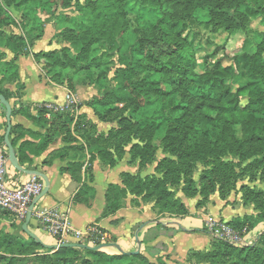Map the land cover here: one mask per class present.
<instances>
[{
    "label": "rangeland",
    "instance_id": "rangeland-1",
    "mask_svg": "<svg viewBox=\"0 0 264 264\" xmlns=\"http://www.w3.org/2000/svg\"><path fill=\"white\" fill-rule=\"evenodd\" d=\"M263 8L264 0H246L232 11L236 21L232 20L233 29H215L211 10L206 6L192 10L183 20L181 36L184 38L182 56L195 61L194 74L185 79L175 72L165 75L151 73V79L160 80L167 90L174 91L171 94L174 103L196 104L200 99L195 80L207 66L220 60L223 65L235 68V75L228 82L236 91L249 80L238 67L243 56L256 52L263 39ZM124 9V17L112 16L106 21L102 17L106 10L104 0H0V89L19 82V66L14 59L17 55L25 56L20 61V67L31 99H36L39 94L52 95L49 89L65 92L58 85L48 84L46 88L49 89L41 93L37 87L38 80L34 79L38 67L33 58L22 54V51L33 49L38 44V50L56 49L63 55L67 54L68 65L57 69L62 73L59 85L64 86L67 92L66 103L59 106L73 112L72 132L77 122L81 130L75 143L77 148L69 151L70 158L85 160L90 171L96 163L99 185L104 184L106 179L104 169L115 168L111 177L118 173L115 183L123 188V207L151 204L157 219L179 220L184 217L181 215L183 209L178 205L173 207L168 201L170 198L160 193L152 194V190L147 188L142 190L143 185L132 183L134 179L127 180L128 175L141 180L153 177L165 182L179 203L187 207L186 202L192 205L193 201L197 209L202 208L201 215L206 217L204 228L221 230L222 224H225L244 238L248 229L261 222L264 224V203L246 200L247 188L264 191V165L258 167V161L264 160L263 155L244 159L238 152L216 155L203 148H188L180 141L169 138L175 119L167 109H161L160 105L147 108L143 105L145 101L137 99L126 103L114 102L113 96L123 86L132 85L137 80L136 75L141 77L146 73L133 70L132 65L138 61L147 62L137 49L140 40L157 26L159 28L160 22L168 19L172 11L156 0H128ZM68 30H72L74 36L68 38L64 35ZM38 36H42L40 40H36ZM85 37L86 40H83ZM20 38H23V42ZM37 64L41 67V78L48 83L53 82L48 74V65ZM107 98H110L108 103L105 101ZM247 101L244 98L242 104L246 105ZM13 102L11 100V104ZM57 111L58 108L54 107L53 113H48L47 117L51 120L61 117L62 112ZM211 114L215 115L214 112ZM50 126L51 123L42 126V135L46 138L48 134H54V141L61 139L65 143L62 137L67 127L60 126L55 130V125L53 130L47 132ZM236 128L237 136L241 138L240 127ZM202 134L196 133L191 146L200 142ZM104 151L111 154L114 164L111 158L108 161L102 159L100 152ZM208 173L213 174L211 179L216 182V190L203 197L199 192L204 186L201 178ZM184 188H189L191 193H185ZM159 197L164 200H159ZM216 209H220L221 213H214ZM226 210L236 217L233 221L223 218L222 211ZM244 217L248 218L247 224L235 226L234 220ZM212 218L221 226L212 225ZM89 230L96 232L95 238L101 243L114 241V237L107 232L95 227ZM74 235L70 232V238H56L57 244L72 242L71 236ZM217 236L220 240L235 244L218 233ZM75 242L95 244L90 238H80ZM205 246V239H197L192 244L195 249H204ZM102 250L106 251V248ZM186 261L209 264L207 261ZM104 264L113 263L107 261Z\"/></svg>",
    "mask_w": 264,
    "mask_h": 264
},
{
    "label": "trees",
    "instance_id": "trees-1",
    "mask_svg": "<svg viewBox=\"0 0 264 264\" xmlns=\"http://www.w3.org/2000/svg\"><path fill=\"white\" fill-rule=\"evenodd\" d=\"M104 1L106 10L102 17L106 21H109L112 16L124 17L126 15L124 7L128 0ZM156 1L166 4L172 10L170 17L160 22L159 28L157 26L146 38L140 40L137 49L147 62L138 61L132 65H134L133 70L139 69L140 72L146 73L141 77L136 75L137 80L132 85L123 86L113 96L114 102L126 103L132 99H137L145 101L143 105L147 108L160 105L161 109H167L169 115L175 119L169 138L180 141L188 148H203L208 153L216 155H224L229 151L235 154L238 152L244 159L260 154L264 157V34L257 51L252 54H245L242 63L238 66L249 80L239 86L236 91L232 90L228 82L234 77L235 68L232 65H223L220 60L207 66L205 71L198 75V79L195 80L194 83L199 90L198 97L200 99L196 104L192 102L187 105L174 103L171 97L174 91L167 90L160 80H153L150 77L151 73L165 75L175 72L186 79L189 75L194 74L195 61L182 56L184 38L181 36L183 20L192 10L206 6L211 10L215 29L223 27L233 29L232 20L235 21V19L232 11L236 10L246 0ZM64 35L70 38L74 36V32L68 30ZM41 37L38 36L36 40H40ZM20 40L23 42V38ZM83 40H86V37ZM22 54L32 55L36 62L48 65V74L51 80L58 84L61 83L62 73L57 69L68 65L67 54L63 55L56 49L33 51L32 48L23 50ZM18 58L16 55L15 63ZM25 90V83L20 81L17 82L15 90L7 87L0 89V93L4 94L8 100H15L12 104V116L19 113L25 114L41 127L46 123H51L47 132L53 130L55 125H57L55 130H58L60 126L67 127V132L62 137L66 145L52 150L44 159L43 164L51 165L56 158L69 157V151L77 148L75 143L81 132L78 122L74 131L71 130V125L74 122L73 112H70L67 107L61 108L51 102L34 105L23 103L21 99L25 96ZM244 98L248 99L246 105L242 104ZM109 99L107 98L105 101L108 103ZM89 106H93V104H89ZM54 107L58 108L59 111L57 112H62V116L56 120H51L47 114L53 113ZM3 108L6 114L5 106ZM213 112L215 115L211 114ZM98 115L101 118L100 114ZM237 126L241 130V138L237 136ZM197 132H203L200 142L191 146V140ZM27 133H30L35 139L41 135L39 132H34L20 124H12L10 140L16 149L21 165L33 163V157L40 156L54 142L55 137L54 134V136L48 134L46 138L41 135L40 141L24 139L20 142ZM3 143H5V135L0 138V145ZM100 154L105 161H108V158L113 159L108 152L104 151ZM85 163V160L77 159L69 162L61 170L70 173L76 182L82 183L79 191L75 194L74 201L90 205L94 189L87 182L88 180L93 182L94 176L92 168L91 171L88 170V163ZM112 163H115L114 159ZM261 165H264V160L258 161V167ZM213 174H215V170ZM213 174L208 173L201 178L204 186L199 192L203 197L209 196L216 190V182L211 179ZM127 180H133L132 183L134 182L136 185H143L142 190L147 188L152 190V194L158 195L160 193L163 197L170 198L168 201L173 207L178 205L183 209L181 215H188V208L182 202L179 203L178 199L173 198V192L166 187L165 182L163 183L153 177L141 180L134 175H128ZM122 189L118 183L109 184L103 216L115 214L123 207ZM184 191L188 194L191 193L189 188H184ZM159 200H164V198L159 197ZM246 200H252L256 204L257 202L264 203V191L249 187L247 188ZM234 222L235 226L240 227L247 224L248 218H238ZM113 223H117V220H114ZM91 227L106 232L97 223L91 224L89 228ZM203 231L210 232L206 228ZM95 236L96 232L89 230L88 238L94 241V245L89 244V242H79L91 247L65 246L55 249L47 247L32 236H29V240L20 241L21 236L0 232V264H104L107 261L113 264H167L162 257L154 261L142 251L110 254L102 248H95L102 244ZM187 259L199 262L207 261L209 264H264V232L253 244L243 246L215 238L211 250L191 251Z\"/></svg>",
    "mask_w": 264,
    "mask_h": 264
},
{
    "label": "crops",
    "instance_id": "crops-1",
    "mask_svg": "<svg viewBox=\"0 0 264 264\" xmlns=\"http://www.w3.org/2000/svg\"><path fill=\"white\" fill-rule=\"evenodd\" d=\"M39 45L35 44L33 51L38 50ZM37 70L35 78L38 80L37 87L41 93H45L48 84L58 85L64 89L65 92H59L55 89H49L52 95L39 94L36 99H31L29 95V86L24 81V76L21 71L20 61L25 56H20L17 63L19 66V81L25 83L26 90L25 96L21 101L26 104H39L43 102H51L58 105H64L66 103V88L57 83H48L46 79L41 78V67L35 61L32 55ZM32 61V60H30ZM33 63V62H31ZM11 90L16 89V84L6 86ZM13 101H15L13 99ZM11 102V101H10ZM14 103V102H13ZM35 114V111L33 112ZM12 124H20L23 127L30 129L34 132H39L41 135L44 129L36 125L27 115L19 113L12 116ZM7 129V118L4 112L3 105L0 102V138L5 135ZM35 139L30 133H27L24 139H33L40 141L42 136ZM66 143H62L59 139L51 143L48 148L40 155L33 157L34 161L31 164L23 165L28 170H38L45 174L49 180V190L38 202L39 208L46 209H58L60 211H67L69 217V224L75 234L72 237V242H75L80 238L89 237V226L97 223L101 228H104L108 235L114 237V241L106 243L104 246L106 252L110 254H119L122 252L142 251L150 259L156 261L162 257L167 264H191L187 262L189 252L191 251H204L211 250L212 242L216 238L211 232L203 231L204 223L206 222L205 215H201L202 208L197 209L193 201L192 205L187 202L189 214L185 215L181 219H157L156 214L151 210V204L143 205L141 207H135L127 205L119 209L115 214L109 216H103L106 206V192L110 183L118 181V173L114 177H111L115 172V168H105L106 179L104 184L99 185V179L96 172V163L93 164L92 172L94 181L88 184L93 187V197L91 204L77 203L74 201L75 194L79 191L82 183L76 182L72 175L68 172H63L61 169L66 167L70 161L77 159H71L69 157L56 158L51 165L43 164L45 158L49 153L54 150L65 146ZM86 162L85 164H87ZM99 165V164H98ZM31 166V167H30ZM117 169V168H116ZM19 178L25 180L32 175L21 170L16 169ZM117 172L119 170L117 169ZM117 175V176H116ZM46 187L45 178L40 176ZM220 209L214 210V213L219 212ZM221 211L219 212V214ZM228 210L222 211L225 221H231L235 216L230 214ZM219 215V217H222ZM239 217V216H238ZM117 220V223H113ZM159 225L161 227H159ZM158 227V228H156ZM28 228L33 233L40 235L39 238L48 245H56L57 240L54 236L43 230L42 226L38 224L34 219L30 220ZM0 232L11 233L21 236L27 239L30 235L25 232L23 226L15 222L12 217L7 214L0 213ZM264 232V224L262 222L258 224L254 229L247 231L244 235L245 241L249 244L254 243L259 235ZM28 235V236H26ZM70 238V236H68ZM197 239H205L206 246L204 249H195L192 244L197 242ZM103 247V248H104ZM188 260V259H187Z\"/></svg>",
    "mask_w": 264,
    "mask_h": 264
},
{
    "label": "built area",
    "instance_id": "built-area-1",
    "mask_svg": "<svg viewBox=\"0 0 264 264\" xmlns=\"http://www.w3.org/2000/svg\"><path fill=\"white\" fill-rule=\"evenodd\" d=\"M70 95H68L69 97ZM45 188L43 179L35 174L28 179L18 177L16 168L9 158V149L6 143L0 145V213L7 214L23 226L30 206L34 199L41 195ZM40 224L46 232L57 239L68 237L72 228L69 224L67 211L58 209L39 208L38 203L33 209L32 218ZM214 221V223H213ZM212 225H220L212 218ZM221 226V225H220ZM211 230V231H210ZM215 236L233 242L235 244H246L247 241L239 233L229 226L222 224L221 230L210 229Z\"/></svg>",
    "mask_w": 264,
    "mask_h": 264
},
{
    "label": "water",
    "instance_id": "water-1",
    "mask_svg": "<svg viewBox=\"0 0 264 264\" xmlns=\"http://www.w3.org/2000/svg\"><path fill=\"white\" fill-rule=\"evenodd\" d=\"M0 102L3 106H5L6 108V118H7V129H6V133H5V143L8 146L9 149V158L13 164V166L21 171L27 172V173H31V174H35L38 176H42L45 178L46 181V187L44 188L43 192L41 193L40 196H38L37 198L34 199L33 203L30 206V211L28 213V216L23 224V229L25 230V232H27L30 236L34 237L37 241L43 243L44 245H46L47 247L50 248H55L58 249L59 247H65V246H77V247H91L90 245H85V244H81L79 242H65V243H61V244H56V245H48L45 242H43L35 233H33L32 231H30V229L28 228L29 222L32 218V213H33V209L36 206V204L40 201V199L48 192L49 190V180L48 178L45 176V174H43L42 172L38 171V170H28L26 169L23 165L20 164L19 159L17 157L16 154V149L13 146L11 140H10V132L12 129V111H13V106L10 102V100H8L4 94L0 93ZM106 245V243H102L100 246H96L95 248H103ZM137 251H133V252H138Z\"/></svg>",
    "mask_w": 264,
    "mask_h": 264
}]
</instances>
